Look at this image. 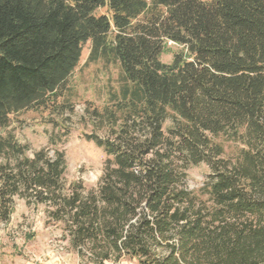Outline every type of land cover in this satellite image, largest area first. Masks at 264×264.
I'll return each mask as SVG.
<instances>
[{
    "label": "trees",
    "instance_id": "1",
    "mask_svg": "<svg viewBox=\"0 0 264 264\" xmlns=\"http://www.w3.org/2000/svg\"><path fill=\"white\" fill-rule=\"evenodd\" d=\"M170 42L183 51L166 64ZM88 43L122 72L90 111L108 128L87 136L106 154L95 189L67 183L63 152L30 157L3 134L13 115L69 108ZM221 137L241 145L232 159ZM17 199L91 264H264V0H0V226Z\"/></svg>",
    "mask_w": 264,
    "mask_h": 264
},
{
    "label": "rangeland",
    "instance_id": "2",
    "mask_svg": "<svg viewBox=\"0 0 264 264\" xmlns=\"http://www.w3.org/2000/svg\"><path fill=\"white\" fill-rule=\"evenodd\" d=\"M97 15H111L101 9ZM92 44L84 47L82 61L71 77L65 101L69 108L58 113L24 111L11 117V126L3 134L12 133L19 144L27 147V155L43 148L51 153L59 150L65 154L68 184L80 182L87 189L97 188L103 175L106 154L87 136L107 138V126L91 118L93 109L102 111L110 106L111 95L122 84L120 65L114 59L100 58L90 61ZM169 52L161 60L171 64L181 46L168 43ZM187 53V52H185ZM64 102V100L62 101ZM65 103V102H64ZM171 126L168 121L165 130ZM55 141L56 144L51 142ZM226 158L232 159L241 145L221 137ZM210 173L208 166H193L187 171V188L198 194ZM0 264H91L83 260L72 247L63 223L51 222L44 205H29L17 199L11 221L0 226ZM120 264H139L137 260L124 259Z\"/></svg>",
    "mask_w": 264,
    "mask_h": 264
}]
</instances>
